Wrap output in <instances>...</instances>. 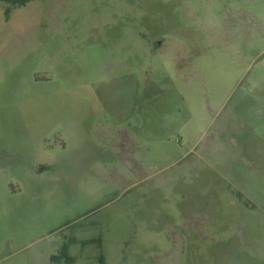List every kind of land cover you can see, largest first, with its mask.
I'll return each instance as SVG.
<instances>
[{
  "label": "rangeland",
  "instance_id": "1",
  "mask_svg": "<svg viewBox=\"0 0 264 264\" xmlns=\"http://www.w3.org/2000/svg\"><path fill=\"white\" fill-rule=\"evenodd\" d=\"M4 8L0 264H264V0Z\"/></svg>",
  "mask_w": 264,
  "mask_h": 264
},
{
  "label": "crops",
  "instance_id": "2",
  "mask_svg": "<svg viewBox=\"0 0 264 264\" xmlns=\"http://www.w3.org/2000/svg\"><path fill=\"white\" fill-rule=\"evenodd\" d=\"M255 110L256 113L250 109L251 117L245 120L247 126L243 133L245 138L236 141L235 145L244 154L246 164L244 167L239 163L231 165L228 170L231 177H244L250 180L256 177L255 185L263 186L260 187L261 192L259 190L258 192L264 194V108H255ZM257 119H260L258 120L260 122H257Z\"/></svg>",
  "mask_w": 264,
  "mask_h": 264
},
{
  "label": "trees",
  "instance_id": "3",
  "mask_svg": "<svg viewBox=\"0 0 264 264\" xmlns=\"http://www.w3.org/2000/svg\"><path fill=\"white\" fill-rule=\"evenodd\" d=\"M29 1L30 0H0V2L5 5V8H4L5 19L8 20L10 18V15L14 9L24 6ZM58 256L59 257H66L70 261V263H72L74 261V258H72V257L68 258L66 246H64L62 248V251ZM58 256H56V255L52 256L51 261H56L58 259Z\"/></svg>",
  "mask_w": 264,
  "mask_h": 264
},
{
  "label": "water",
  "instance_id": "4",
  "mask_svg": "<svg viewBox=\"0 0 264 264\" xmlns=\"http://www.w3.org/2000/svg\"><path fill=\"white\" fill-rule=\"evenodd\" d=\"M157 45H160V43H158Z\"/></svg>",
  "mask_w": 264,
  "mask_h": 264
}]
</instances>
